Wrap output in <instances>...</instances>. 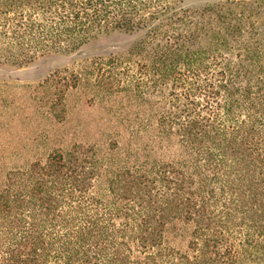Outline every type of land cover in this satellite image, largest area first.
<instances>
[{
	"label": "trees",
	"instance_id": "trees-1",
	"mask_svg": "<svg viewBox=\"0 0 264 264\" xmlns=\"http://www.w3.org/2000/svg\"><path fill=\"white\" fill-rule=\"evenodd\" d=\"M113 31L135 37L94 81L145 95L154 138L114 165L75 141L8 170L0 264H264V0H0V62ZM62 77L59 119L80 81Z\"/></svg>",
	"mask_w": 264,
	"mask_h": 264
},
{
	"label": "rangeland",
	"instance_id": "rangeland-1",
	"mask_svg": "<svg viewBox=\"0 0 264 264\" xmlns=\"http://www.w3.org/2000/svg\"><path fill=\"white\" fill-rule=\"evenodd\" d=\"M213 1L184 0V4L198 7ZM134 37L113 31L73 52L38 56L25 64L0 62V185L8 170L27 168L33 160H44L53 149L75 141L95 144L114 165L154 138L155 109L145 95L123 84L111 91L94 81L91 59L123 52ZM71 72L80 81L68 90L65 117L59 119L62 76ZM127 73L120 70L122 76ZM115 141L120 149L111 151ZM172 234L176 244H185L183 233ZM240 258L262 257L259 250L247 247Z\"/></svg>",
	"mask_w": 264,
	"mask_h": 264
}]
</instances>
